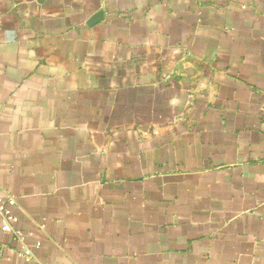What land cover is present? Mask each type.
I'll list each match as a JSON object with an SVG mask.
<instances>
[{
  "label": "crops",
  "instance_id": "0c3cea01",
  "mask_svg": "<svg viewBox=\"0 0 264 264\" xmlns=\"http://www.w3.org/2000/svg\"><path fill=\"white\" fill-rule=\"evenodd\" d=\"M8 197L0 264H264V0H0Z\"/></svg>",
  "mask_w": 264,
  "mask_h": 264
},
{
  "label": "built area",
  "instance_id": "2783aa9c",
  "mask_svg": "<svg viewBox=\"0 0 264 264\" xmlns=\"http://www.w3.org/2000/svg\"><path fill=\"white\" fill-rule=\"evenodd\" d=\"M15 205V200L11 197L0 200V216L2 218L1 230L8 231L13 234V236L19 242V256L25 260H32L33 251L32 247L25 242L24 234L12 227L11 223L15 221V216L11 210V207ZM40 243L36 242L34 247H39Z\"/></svg>",
  "mask_w": 264,
  "mask_h": 264
}]
</instances>
